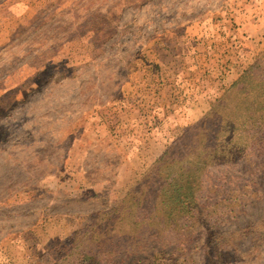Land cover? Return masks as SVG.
<instances>
[{"label":"rangeland","instance_id":"rangeland-1","mask_svg":"<svg viewBox=\"0 0 264 264\" xmlns=\"http://www.w3.org/2000/svg\"><path fill=\"white\" fill-rule=\"evenodd\" d=\"M241 15V0H0V264H84L104 249L184 264L174 233L167 248L158 227L106 243L104 221L246 71L264 77ZM248 154L209 168L178 243L192 264H264V158Z\"/></svg>","mask_w":264,"mask_h":264},{"label":"trees","instance_id":"trees-1","mask_svg":"<svg viewBox=\"0 0 264 264\" xmlns=\"http://www.w3.org/2000/svg\"><path fill=\"white\" fill-rule=\"evenodd\" d=\"M255 70L257 73L254 72ZM229 92V97L217 103L202 122L193 128L196 133L181 138L180 141L186 138L192 145L186 148L189 144L187 146L185 144L180 149L175 143L140 181L137 189L135 187L131 190L111 210L104 221L106 232L103 233V239H106V243H112L118 236L122 238L129 236L130 240H137L141 226L146 229L158 227L152 234L155 239L161 241L160 245L165 241L160 236L163 230L174 233L178 258L182 259L183 255L186 257L184 264H192L185 253L187 245L182 248L178 243L189 242L187 237L190 238L191 233L189 235L185 233L186 229L182 227L183 221L186 218L187 220L195 218V212L200 210L201 199L199 200L198 193L209 178L207 175L209 168L216 164L228 166L231 163H238L240 158L244 159V156L251 151L253 153L248 154L249 156L259 155L264 158L263 74H259L257 68H251L233 84ZM235 99L238 101L233 104ZM224 106L228 108L223 109ZM250 125L253 128H250ZM255 136H259L260 141L263 139L260 145L258 143L260 148L258 155L256 151L254 152V141L251 142ZM187 137L192 139L189 140ZM250 169L251 166L249 171ZM255 173L256 168L251 170V174ZM247 183L239 191L246 196L253 195L255 191H251L253 187L250 182ZM226 199L230 200V195L226 196ZM209 208L202 213L209 214L207 213ZM126 225L128 227H125ZM110 233L112 235L109 237ZM154 243L157 244L158 241ZM164 246L168 247L166 241ZM106 252L107 250L104 249L101 255L91 256V262L84 264H123L115 260L113 252L109 254ZM157 255L154 253V258Z\"/></svg>","mask_w":264,"mask_h":264},{"label":"crops","instance_id":"crops-1","mask_svg":"<svg viewBox=\"0 0 264 264\" xmlns=\"http://www.w3.org/2000/svg\"><path fill=\"white\" fill-rule=\"evenodd\" d=\"M241 12L243 22L236 19L239 23V37L250 47L246 51L254 54L264 47V0H241Z\"/></svg>","mask_w":264,"mask_h":264}]
</instances>
